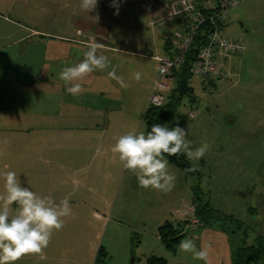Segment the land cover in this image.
<instances>
[{"label": "rangeland", "instance_id": "obj_1", "mask_svg": "<svg viewBox=\"0 0 264 264\" xmlns=\"http://www.w3.org/2000/svg\"><path fill=\"white\" fill-rule=\"evenodd\" d=\"M60 4L59 0H0V88L6 80L12 83L10 85L21 84L31 72L43 68V63L46 65L48 60L44 57L48 46L58 51L71 48L69 40L63 39L71 38L77 26L71 22L70 27L62 25L69 22L67 15L70 12L59 11ZM101 5L104 8L94 12L100 24L97 30L106 31L110 36L107 48L111 51L98 50V55L109 58L110 65L102 71H94L96 79L106 85L107 107L111 115L129 114L135 120L120 124L121 135L129 132L146 135L141 116L156 64L145 55L147 52L162 54V40L156 36L157 23L167 21L168 25L170 20L157 21L158 14L154 16L143 5L118 4L114 0L105 1L98 8ZM117 11L118 14H114ZM150 22H156V25L150 27ZM221 32L224 37L243 42V55L232 58L230 66L224 69V77L215 81L213 86L203 85L196 77L191 78V98L183 99L178 108L179 117L172 118L167 128L171 129L177 123L185 128V139L191 141L193 150L204 143L209 145L203 157L189 160L197 170V177L181 171L187 184L197 186L213 210L244 224L248 245L257 237L264 238V0H245L230 9ZM48 66L51 64L44 67ZM113 67L117 76L128 84L127 88H122L107 75ZM135 72L141 73L139 81L132 78ZM34 83L39 84L38 81ZM189 113L194 117L190 118ZM85 132H91V129ZM93 154L89 153L80 166L90 169L95 165L101 155ZM2 182L4 180L0 178V193L3 191ZM187 184L186 188L176 190L172 197L168 192L154 189L152 196L151 188L140 187L133 172L121 166L105 213L106 220L112 223L107 229L106 226L99 227L97 239L99 246L111 248L104 251V256L97 255L94 264H148V257L161 258L164 264H204V261L194 259L192 253L178 251L179 244L174 251H169L158 240L153 242L154 237L141 233L143 230L150 233L158 220L155 210L166 215L168 222H176L178 217L173 211L185 210L183 204L177 203V196L181 195L185 203H191L193 198ZM74 188L70 186V191ZM149 203L153 206L150 207ZM15 211L10 206V215ZM89 221L83 217L63 221L62 233L54 231L50 242L61 243L67 236L77 242L82 237L79 235L85 236L84 232L90 227L92 243L95 230ZM213 221L211 226L198 224L193 216L189 222L179 223L181 225L176 229L183 230L181 240L192 239L197 249L211 245L209 264H232V246L239 241L243 231L215 216ZM112 228L120 230L121 234L117 231V237L110 240ZM66 232L69 235L66 236ZM259 264H264V260L261 259Z\"/></svg>", "mask_w": 264, "mask_h": 264}, {"label": "crops", "instance_id": "obj_2", "mask_svg": "<svg viewBox=\"0 0 264 264\" xmlns=\"http://www.w3.org/2000/svg\"><path fill=\"white\" fill-rule=\"evenodd\" d=\"M105 1L113 0H97V7L87 12L81 9V0H59L62 2L59 11L70 12L67 15L69 22L62 25L70 27L75 23L77 26L72 31L71 38L63 39L69 40L71 48L58 51L48 46L44 52V57L48 60L46 65L43 63V68L31 72L21 84L10 85L12 83L6 80L0 88V140L6 138V142L0 143V172H16L18 181L23 186L30 187L38 196L50 197L55 203L67 200L71 212L63 221L87 218L91 220L89 224L95 230L92 232V243L90 227L89 231L84 232L85 236L79 235L82 237L77 242L71 241L66 232L67 238L61 241L59 237L61 243L50 242L42 256L27 254L15 264H94L100 250V255L104 256V251L111 248L97 243L99 227L106 226L107 229L112 223L106 220L105 213L108 212L106 210L122 166L118 154L114 155L111 147L124 135L119 131L120 124L135 120L129 114L111 115L110 108L107 107L106 85H101L94 71L79 81L83 90L77 96L69 94L65 82L60 79L63 68L75 66L83 59L89 43H103V47L98 50L111 51L107 48L110 36L106 31L97 30L100 24L94 15V12L104 8L103 5L98 6ZM114 1L118 4L143 5L154 16L158 14L159 19L156 20L159 21L166 19L169 4L175 0ZM156 22H150L149 26L154 27ZM166 23L167 21L157 23L156 36L162 40V54H165L168 41L184 29L183 21L170 20L168 25ZM41 38L60 41L48 36ZM49 63L51 66L45 68ZM229 66L230 63L224 62V69ZM217 80L219 79L209 78L202 81V84L213 86ZM35 81L39 84L34 83ZM132 126L134 127V123ZM86 129H91V132L86 133ZM89 153L101 156L95 165L87 169V166H80V162ZM168 169L175 175L174 187L168 192V196L172 197L176 195V190L180 191L183 186L186 188L187 180L183 170L177 166L168 162ZM2 183L4 191V182ZM70 186H74V190L70 191ZM192 187L187 184L190 192ZM150 194L154 196L152 189ZM177 198V203L183 204L185 210L173 211L178 217L175 223L189 222L194 216L192 202L185 203L181 195ZM149 204L150 207L153 206V203ZM11 207L16 210L18 205L14 203ZM171 212L169 211L172 215ZM155 215L158 220H155L150 233L144 230L141 233L154 237L153 242L155 239L160 242L158 228L171 222L167 221L166 215L158 214V210H155ZM143 225L145 226L144 223ZM117 231L121 234L120 230ZM117 231L112 228L110 240L117 237ZM57 233L61 234L62 229Z\"/></svg>", "mask_w": 264, "mask_h": 264}, {"label": "clouds", "instance_id": "obj_3", "mask_svg": "<svg viewBox=\"0 0 264 264\" xmlns=\"http://www.w3.org/2000/svg\"><path fill=\"white\" fill-rule=\"evenodd\" d=\"M80 7L91 12L97 7V0H81ZM102 47L103 43H89L79 63L62 69L60 79L65 82L69 94L79 95L83 90L79 81L93 71L109 67V58L97 54ZM107 75L122 88L128 87L123 78L117 76L115 67ZM132 78L139 81L141 73H133ZM186 135L185 128L178 123L171 129L154 124L146 135L129 132L120 136L111 147V152L118 154L124 169L133 172L140 187L167 193L174 187L175 175L169 172L165 154L174 156L183 153L193 161L199 160L209 150L207 143L191 149V141L185 139ZM0 178L4 180V191L0 193V264H15L27 254L42 256L53 232L63 228V218L71 212L68 201L55 203L50 197L38 196L18 181L14 171L0 172ZM14 203L18 208L15 214L10 215V206ZM210 247L197 249L192 239H184L179 242L178 251L192 253L194 259L209 264Z\"/></svg>", "mask_w": 264, "mask_h": 264}, {"label": "built area", "instance_id": "obj_4", "mask_svg": "<svg viewBox=\"0 0 264 264\" xmlns=\"http://www.w3.org/2000/svg\"><path fill=\"white\" fill-rule=\"evenodd\" d=\"M244 1L175 0L169 4L166 19L183 21L184 29L172 38L171 54L151 55L147 52L145 55L152 58L156 64L146 106H163L165 94L172 83L173 73L180 68L196 33L203 26L208 27L207 42L192 63L190 73L201 81L224 77V62L228 64L232 58L243 55L245 47L241 41L224 37L221 28L227 20V12ZM189 117L193 118L194 114L189 113Z\"/></svg>", "mask_w": 264, "mask_h": 264}, {"label": "trees", "instance_id": "obj_5", "mask_svg": "<svg viewBox=\"0 0 264 264\" xmlns=\"http://www.w3.org/2000/svg\"><path fill=\"white\" fill-rule=\"evenodd\" d=\"M208 34V27L203 26L195 35L183 62L172 76V83L165 94V103L161 107L146 106L142 114V122L145 125L146 133L151 130L154 124H160L163 127H167L169 121L175 116L179 117L178 108L180 107L184 98H191V89L189 81L193 76L190 73L192 63L196 60L200 49L206 44ZM172 40L168 41L165 46V53L171 54ZM165 158L172 165L182 169L188 176L197 177V170L193 167L191 162L187 159L183 153L168 156L165 154ZM194 169V170H190ZM192 206L194 208V217L198 220V224L211 226L213 216L222 220L223 223L230 222L239 231H243L239 241L234 243L231 250V262L232 264H259L261 259L264 260V238L257 237L253 244H246L247 233L244 224L232 216L221 215L206 202L203 194L200 192L197 186L192 188ZM217 220V219H216ZM181 224L165 223L157 230V235L162 245L169 251H174L179 244L183 230H177L176 226ZM234 232V231H233ZM101 250L99 251L100 255ZM148 264H164V260L161 258L149 257L147 258Z\"/></svg>", "mask_w": 264, "mask_h": 264}, {"label": "water", "instance_id": "obj_6", "mask_svg": "<svg viewBox=\"0 0 264 264\" xmlns=\"http://www.w3.org/2000/svg\"><path fill=\"white\" fill-rule=\"evenodd\" d=\"M132 264V263H131Z\"/></svg>", "mask_w": 264, "mask_h": 264}]
</instances>
